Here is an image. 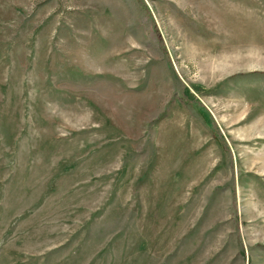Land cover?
I'll list each match as a JSON object with an SVG mask.
<instances>
[{"label": "rangeland", "instance_id": "rangeland-1", "mask_svg": "<svg viewBox=\"0 0 264 264\" xmlns=\"http://www.w3.org/2000/svg\"><path fill=\"white\" fill-rule=\"evenodd\" d=\"M0 264H264V0H0Z\"/></svg>", "mask_w": 264, "mask_h": 264}]
</instances>
